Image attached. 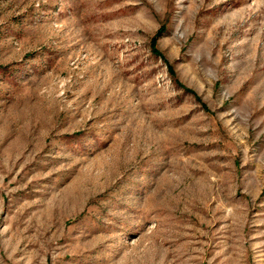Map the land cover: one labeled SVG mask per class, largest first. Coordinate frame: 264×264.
<instances>
[{"label":"rangeland","instance_id":"1","mask_svg":"<svg viewBox=\"0 0 264 264\" xmlns=\"http://www.w3.org/2000/svg\"><path fill=\"white\" fill-rule=\"evenodd\" d=\"M0 264H264V0H0Z\"/></svg>","mask_w":264,"mask_h":264}]
</instances>
